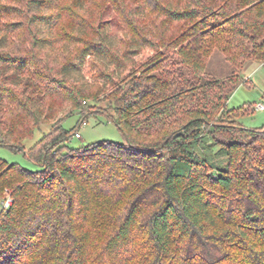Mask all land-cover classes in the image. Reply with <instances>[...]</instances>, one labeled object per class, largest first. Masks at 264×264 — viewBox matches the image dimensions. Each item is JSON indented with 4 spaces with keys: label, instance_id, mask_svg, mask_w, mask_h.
Instances as JSON below:
<instances>
[{
    "label": "trees",
    "instance_id": "1",
    "mask_svg": "<svg viewBox=\"0 0 264 264\" xmlns=\"http://www.w3.org/2000/svg\"><path fill=\"white\" fill-rule=\"evenodd\" d=\"M61 1L0 0V20L24 18L0 21V146L37 166L0 159V264H264V128L228 108L264 63V0H110L109 23L93 0ZM25 27L28 59L10 50ZM215 51L224 80L207 73ZM88 103L124 142L67 146L63 121Z\"/></svg>",
    "mask_w": 264,
    "mask_h": 264
},
{
    "label": "rangeland",
    "instance_id": "2",
    "mask_svg": "<svg viewBox=\"0 0 264 264\" xmlns=\"http://www.w3.org/2000/svg\"><path fill=\"white\" fill-rule=\"evenodd\" d=\"M73 0H62L61 6H65L66 11L71 9V3ZM99 4V6L103 5V8L106 10L105 13L102 14V21H106L109 23L114 20L116 16L115 8L113 4H110V0H93ZM142 2H136V5L140 6ZM13 8L19 9L21 5L18 3L12 4ZM16 11V10H15ZM66 13V12H65ZM91 13L94 15L99 14V9L92 5ZM11 16L3 18L0 20L3 23L8 24H16L18 22L23 23V17L20 12L10 13ZM182 25H178L174 27L173 35L176 36L179 33V28ZM28 31L25 27V30H20L17 34H14L15 45L10 49L11 53L14 56H19L28 59L31 53V45L30 38L28 36ZM120 38L123 36L121 30L117 32L116 37ZM124 40V39H123ZM17 47V48H15ZM65 51L67 49L73 50L74 52L70 53V55L66 54L65 57L61 60L64 63V59L66 57L71 58L75 51H77L78 46L74 47L70 44H66L63 48ZM164 57H168L171 59H176L175 52L169 49L162 50ZM153 55V52L150 50L145 52L144 58H149ZM31 70L37 71L40 67L35 63H31ZM180 71L185 74V76L189 78H193L192 73L189 69L182 66L180 67ZM207 73L214 79L224 80L228 78L232 73V68L229 62L226 60L225 56L220 51H215L211 58L208 61L207 65ZM244 75L246 78V82L239 85L236 90L232 93L231 97L228 101V108L230 110L240 112V117L238 118V122L247 129H262L264 128V110H258L257 106L260 104L264 105V63H251L247 66L244 71ZM92 80V79H91ZM93 107V112L86 119H83L82 113L79 111L75 112L72 116L68 117L63 121V127L67 131H71L77 129L81 135V138L78 139L75 136H72L67 141V146L71 149H78L82 146H87L89 144L99 143V142H115L122 143L125 141L124 134L120 131V129L116 126V124L111 121L107 115L101 113L105 110V103H88ZM87 109V108H86ZM83 110V111H86ZM88 110V109H87ZM51 125H44L41 127V130L36 131L34 138L32 140H27L24 142V146L26 150L33 147L45 134L49 133L51 130ZM68 151V150H67ZM215 152L218 149L214 150ZM0 159L7 161L10 164H19L23 168L29 171L37 170V166H35L24 153L12 151L10 148L6 146H0Z\"/></svg>",
    "mask_w": 264,
    "mask_h": 264
},
{
    "label": "built area",
    "instance_id": "3",
    "mask_svg": "<svg viewBox=\"0 0 264 264\" xmlns=\"http://www.w3.org/2000/svg\"><path fill=\"white\" fill-rule=\"evenodd\" d=\"M257 109L258 110H264V105L263 104H260L257 106ZM74 136L78 139L81 138V135L79 132H76L74 134ZM13 204V200L12 198L8 195L7 198L5 200H3L1 203H0V213L1 212H5L7 211Z\"/></svg>",
    "mask_w": 264,
    "mask_h": 264
}]
</instances>
